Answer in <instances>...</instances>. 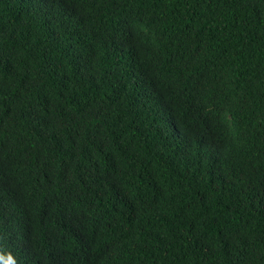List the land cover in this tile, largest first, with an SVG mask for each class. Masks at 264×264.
Wrapping results in <instances>:
<instances>
[{"label": "trees", "instance_id": "obj_1", "mask_svg": "<svg viewBox=\"0 0 264 264\" xmlns=\"http://www.w3.org/2000/svg\"><path fill=\"white\" fill-rule=\"evenodd\" d=\"M0 264H264V0H0Z\"/></svg>", "mask_w": 264, "mask_h": 264}]
</instances>
